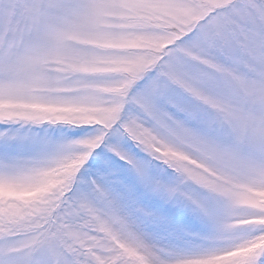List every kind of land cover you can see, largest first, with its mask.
Returning a JSON list of instances; mask_svg holds the SVG:
<instances>
[{"label":"snow or ice","instance_id":"1","mask_svg":"<svg viewBox=\"0 0 264 264\" xmlns=\"http://www.w3.org/2000/svg\"><path fill=\"white\" fill-rule=\"evenodd\" d=\"M0 264H264V0H0Z\"/></svg>","mask_w":264,"mask_h":264}]
</instances>
